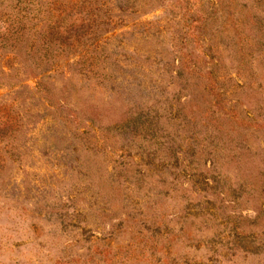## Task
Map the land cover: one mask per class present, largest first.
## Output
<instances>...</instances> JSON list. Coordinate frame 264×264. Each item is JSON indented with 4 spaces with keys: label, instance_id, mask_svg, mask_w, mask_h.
Instances as JSON below:
<instances>
[{
    "label": "rangeland",
    "instance_id": "374dc122",
    "mask_svg": "<svg viewBox=\"0 0 264 264\" xmlns=\"http://www.w3.org/2000/svg\"><path fill=\"white\" fill-rule=\"evenodd\" d=\"M0 264H264V0H0Z\"/></svg>",
    "mask_w": 264,
    "mask_h": 264
},
{
    "label": "trees",
    "instance_id": "16d2710c",
    "mask_svg": "<svg viewBox=\"0 0 264 264\" xmlns=\"http://www.w3.org/2000/svg\"><path fill=\"white\" fill-rule=\"evenodd\" d=\"M117 8H119V6L117 7ZM119 10H121V8H119ZM103 23H104V21H102ZM104 25V24H103ZM102 26V25H101ZM251 30V29H250Z\"/></svg>",
    "mask_w": 264,
    "mask_h": 264
}]
</instances>
